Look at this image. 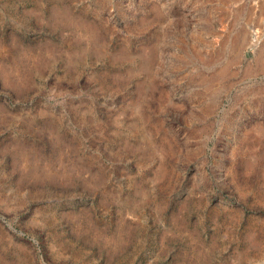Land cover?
Returning a JSON list of instances; mask_svg holds the SVG:
<instances>
[{"label":"rangeland","instance_id":"374dc122","mask_svg":"<svg viewBox=\"0 0 264 264\" xmlns=\"http://www.w3.org/2000/svg\"><path fill=\"white\" fill-rule=\"evenodd\" d=\"M0 264H264V0H0Z\"/></svg>","mask_w":264,"mask_h":264},{"label":"bare ground","instance_id":"6f19581e","mask_svg":"<svg viewBox=\"0 0 264 264\" xmlns=\"http://www.w3.org/2000/svg\"><path fill=\"white\" fill-rule=\"evenodd\" d=\"M261 4V3H260ZM255 36V35H254ZM252 43V42H251Z\"/></svg>","mask_w":264,"mask_h":264}]
</instances>
